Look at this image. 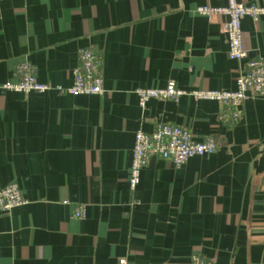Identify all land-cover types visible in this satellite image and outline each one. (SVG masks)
<instances>
[{"label": "crops", "instance_id": "crops-1", "mask_svg": "<svg viewBox=\"0 0 264 264\" xmlns=\"http://www.w3.org/2000/svg\"><path fill=\"white\" fill-rule=\"evenodd\" d=\"M264 6V0H240ZM227 0H0V84L17 63L37 81L69 86L77 52L102 58V94L0 89V188L26 203L0 213V264H264V97L241 117L189 94L149 99L167 81L186 91L233 90L248 58H264V15L241 21L247 57L229 59ZM157 123L213 136L217 149L175 165L151 154L134 190L137 130ZM67 200L64 204L62 201ZM84 205L83 218L72 211Z\"/></svg>", "mask_w": 264, "mask_h": 264}, {"label": "built area", "instance_id": "built-area-1", "mask_svg": "<svg viewBox=\"0 0 264 264\" xmlns=\"http://www.w3.org/2000/svg\"><path fill=\"white\" fill-rule=\"evenodd\" d=\"M194 11L200 15H224L227 20L224 30L228 40L227 55L229 59L242 60L247 57L243 46L241 21L244 16L257 20L264 15V6L245 4L240 0H227L226 5H200ZM102 58L92 47L85 46L77 52V64L72 69V83L69 86L42 83L37 81L32 67L27 62L17 63L14 67L15 81L0 84V89L23 93L45 92L55 90L70 94H102L104 92L102 79ZM233 90H191L179 88L174 80H169L163 87H141L135 90L140 106L149 99L178 101L182 95L189 94L196 99L217 101L222 107L220 117L235 123L241 117L243 102L253 94L264 97V58L252 57L245 62L244 68L236 78ZM217 142L213 136L195 140L188 128L172 124L157 123L151 132L137 130L134 135L132 155L129 167L128 186L134 190L140 180L141 169L146 165L151 154H158L175 165H180L193 156L213 153ZM16 183H9L0 188V213L8 212L14 207L26 203ZM67 204V200L62 201ZM84 205H78L72 211V217L85 216ZM119 264H125V258L118 259ZM190 264H215L214 260L199 253H193Z\"/></svg>", "mask_w": 264, "mask_h": 264}]
</instances>
